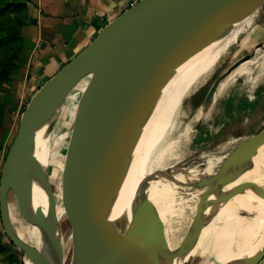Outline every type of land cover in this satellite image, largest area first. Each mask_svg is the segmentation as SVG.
Masks as SVG:
<instances>
[{"label":"water","instance_id":"1","mask_svg":"<svg viewBox=\"0 0 264 264\" xmlns=\"http://www.w3.org/2000/svg\"><path fill=\"white\" fill-rule=\"evenodd\" d=\"M251 1L138 0L109 21L35 91L21 114L2 181L1 215L13 243L18 238L12 237L2 214V191L9 182L38 212L44 264H63L53 194L21 167V159L33 122H44L48 109L62 105L81 77L96 68L94 85L82 105L76 140L79 160L86 172L83 197L87 256L92 264H174L166 236L167 206L161 185L147 188L150 176L142 177L127 205L120 207L131 181L127 154L143 123L146 107L176 69ZM123 2L116 0L112 5L120 6ZM261 46L262 43L257 44L256 49ZM252 55L240 57L230 70ZM219 82L218 78L212 84L210 93H215ZM259 152L264 157V134H253L223 160L220 176L214 180L197 226L186 241L187 264H203L204 257L195 256L193 248L204 230L214 225L224 202L239 185L238 179L260 158ZM253 253L259 255L256 262L264 255V241L244 257Z\"/></svg>","mask_w":264,"mask_h":264},{"label":"bare ground","instance_id":"2","mask_svg":"<svg viewBox=\"0 0 264 264\" xmlns=\"http://www.w3.org/2000/svg\"><path fill=\"white\" fill-rule=\"evenodd\" d=\"M263 5L264 0H252L210 35L176 69L159 95L146 107L143 123L127 154L126 163L129 165L131 181L120 207L127 205L136 182L142 177L150 176L147 188L154 184L161 185L167 206L166 236L174 264H187L184 254L186 241L197 226L201 211L209 198L211 184L220 176L219 170L223 166V163H219L220 159L217 155L209 154L194 157L183 163L179 169L171 171L175 167L169 166L182 156L177 149L182 122L188 115L189 102L198 96L205 82L228 55L229 49L236 43H241L243 47L249 44L246 32L254 25ZM262 85H264V52L250 57L233 68L232 74L221 81L215 93H210L208 89L200 102L196 103V118L205 117L213 111L216 100L224 97L229 88L242 89L248 86L249 94H253ZM61 106V104L51 106L44 122L38 120L33 122L21 159L22 166L28 162L34 171L32 175L35 180L48 189L51 186L49 173L47 174L48 167L54 165L63 169L65 167L62 156L52 153V144L59 136H54V130L51 132L52 126L58 117L62 118L66 115L68 109V106L63 108ZM254 134L263 135L264 127ZM44 143L48 144L47 150H43ZM258 157L260 158L254 162L253 167L238 179L239 185L232 196L224 202L214 225L204 230L193 248L195 256L204 257L203 264H253L258 258L259 255L256 253L249 258L244 257L264 241L262 152H259ZM208 161L210 163L205 167ZM6 192L7 189H3V198ZM53 197L56 214H59L63 264H92L86 253L85 239L83 238L76 245L73 254H67L71 236L70 233L61 231L64 224L69 221L78 222L82 217L85 211V198L72 203H63L61 196L53 194ZM7 207L12 224L14 221L12 213L17 207L14 202L9 201L8 206L4 203L2 208L5 225L11 232ZM28 223L24 228L14 227L23 240L33 239L35 231L31 229L29 221ZM16 240L22 245L18 239ZM34 244L38 249L35 252L26 249L24 264H44L43 240L39 239Z\"/></svg>","mask_w":264,"mask_h":264},{"label":"rangeland","instance_id":"3","mask_svg":"<svg viewBox=\"0 0 264 264\" xmlns=\"http://www.w3.org/2000/svg\"><path fill=\"white\" fill-rule=\"evenodd\" d=\"M28 24L29 23L26 25ZM246 35L249 38V44L247 43L244 47L241 43L234 44L229 49V53L226 58L219 66H217L211 77L205 82L202 90L198 92V96L193 99L192 102H189L190 107H188L189 109L187 110L188 115L182 122L183 127L181 129V137L177 146V149H179L182 156L178 161L169 166L175 167V169L173 168L171 171L179 169L186 161L202 155H217L220 159L218 160L219 163H223L225 157L234 147L247 138L249 139L251 135L256 133L260 128L264 127V85L260 86L253 94H249V91L247 90L249 89L248 86L243 87L242 89H234L231 87L227 90L224 97H220L216 100L215 109L213 111L205 117L196 118V103L200 102L206 91L210 89L212 86L211 84H213L217 78L220 79V84L222 80L231 75L233 69L231 71L230 66L240 57L250 53H253L251 56L253 57L264 52V5L261 8L257 20L254 25L248 29ZM23 37L25 36L23 35ZM26 39L29 40L28 38ZM44 43L47 44L48 42L42 38L36 39L34 45L35 49L28 55L27 52L29 50L27 48L29 46L25 47L18 63L19 67L11 76V82L5 85V89L0 90V102L4 103L9 109H11L3 121V127L0 131V195L2 190V181L5 177L8 150L17 134L21 114L32 95L42 85L40 84L39 86L31 87L29 63L33 59L34 52L43 48ZM259 43H262V46L256 49V46ZM96 76L97 69L94 68L81 77L77 84L67 93L62 103V108L63 106H68L66 115L62 116L63 119L58 117L59 122L57 123V118L52 126L51 132L53 130L55 131L54 136L59 135L56 138L55 143H53L55 145L52 144V153L57 156H62L65 167L64 169L55 165L48 167L47 174L49 173L51 193L58 195L59 197L61 196L63 203H72L82 199L86 190V172L84 165L79 160L78 145L76 140L79 133L82 105L88 92L94 85ZM225 109L227 110L225 111ZM47 148L48 144L44 143L43 150H47ZM209 163L210 162L208 161L205 167ZM21 167L30 172L31 175H34V171L28 162H26L24 166L21 164ZM213 182L211 186L213 185ZM6 189L7 192L3 199L4 203L8 206L9 201H12L17 207V210H14L12 213V217L14 218L13 224L7 207V213L12 228L11 235L14 239L17 237L21 241L22 245H19V242H17L16 239V243H13L8 237L5 231V226L3 225L0 202V232L4 233L6 236H3L4 241L7 242L8 239L12 243L13 247L10 246L11 252L15 254L13 259H7L0 253V264H20V256L19 254H16V250L21 251V258L24 264V257L27 250L29 249L30 251L35 252L38 248L34 243L38 242L39 239L43 240L42 225L35 205L26 199L11 182L8 183ZM57 215L59 219V214L57 213ZM28 221L31 224V229L35 232L33 234V239L23 240L14 227L17 226L24 228L27 224H29ZM86 229L87 218L84 212L78 222L69 221L64 224L63 230L61 231L64 233H70L71 236L67 254L74 253L73 249L77 247L76 245H78L84 238ZM74 250H76V248ZM263 256L264 255H260L259 259L254 264H258Z\"/></svg>","mask_w":264,"mask_h":264},{"label":"crops","instance_id":"4","mask_svg":"<svg viewBox=\"0 0 264 264\" xmlns=\"http://www.w3.org/2000/svg\"><path fill=\"white\" fill-rule=\"evenodd\" d=\"M129 0L112 5L116 0H28L29 23L22 29L30 46L27 55L35 49V41H47L36 50L29 63L31 87L43 84L67 61L81 51ZM258 264H264V256Z\"/></svg>","mask_w":264,"mask_h":264},{"label":"trees","instance_id":"5","mask_svg":"<svg viewBox=\"0 0 264 264\" xmlns=\"http://www.w3.org/2000/svg\"><path fill=\"white\" fill-rule=\"evenodd\" d=\"M27 1L0 0V90L5 89V85L11 82V76L19 67L25 47L30 46L22 35V28L27 23H33L28 17ZM10 111L11 109L0 102V131ZM3 236L5 234L0 232V253L7 259H13L15 254L10 247L13 245L7 238V242L4 241ZM16 254H19L20 264H23L21 251L16 250Z\"/></svg>","mask_w":264,"mask_h":264},{"label":"built area","instance_id":"6","mask_svg":"<svg viewBox=\"0 0 264 264\" xmlns=\"http://www.w3.org/2000/svg\"><path fill=\"white\" fill-rule=\"evenodd\" d=\"M138 0H129L126 4V8H128L129 6L133 5L135 2H137ZM125 9V8H124ZM123 9V10H124Z\"/></svg>","mask_w":264,"mask_h":264}]
</instances>
